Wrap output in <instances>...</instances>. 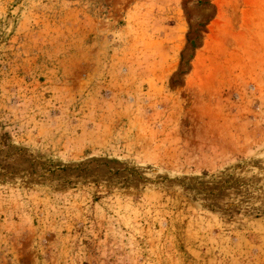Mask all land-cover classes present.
Wrapping results in <instances>:
<instances>
[{
    "label": "rangeland",
    "instance_id": "1",
    "mask_svg": "<svg viewBox=\"0 0 264 264\" xmlns=\"http://www.w3.org/2000/svg\"><path fill=\"white\" fill-rule=\"evenodd\" d=\"M0 264H264V0H0Z\"/></svg>",
    "mask_w": 264,
    "mask_h": 264
}]
</instances>
